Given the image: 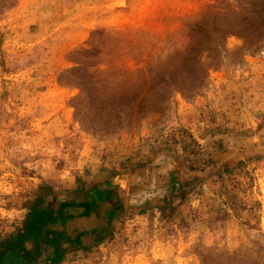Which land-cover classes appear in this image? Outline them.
<instances>
[{
	"label": "rangeland",
	"instance_id": "rangeland-1",
	"mask_svg": "<svg viewBox=\"0 0 264 264\" xmlns=\"http://www.w3.org/2000/svg\"><path fill=\"white\" fill-rule=\"evenodd\" d=\"M26 230L34 264H264V0H0V247Z\"/></svg>",
	"mask_w": 264,
	"mask_h": 264
},
{
	"label": "trees",
	"instance_id": "trees-1",
	"mask_svg": "<svg viewBox=\"0 0 264 264\" xmlns=\"http://www.w3.org/2000/svg\"><path fill=\"white\" fill-rule=\"evenodd\" d=\"M37 225L42 228L46 237L65 235V231L58 230L59 225L63 226L64 224L57 219V216L53 212H40L38 214ZM27 231L24 234V239L21 238L24 236L15 234L10 239L4 241L0 247V264H34V256L38 255L39 252L36 250L33 254L32 250L24 246L23 240L31 237V233ZM51 241L52 239L48 238L46 245L41 248L46 251Z\"/></svg>",
	"mask_w": 264,
	"mask_h": 264
}]
</instances>
